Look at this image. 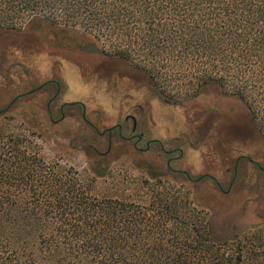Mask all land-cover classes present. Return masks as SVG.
Returning a JSON list of instances; mask_svg holds the SVG:
<instances>
[{"label":"trees","instance_id":"1","mask_svg":"<svg viewBox=\"0 0 264 264\" xmlns=\"http://www.w3.org/2000/svg\"><path fill=\"white\" fill-rule=\"evenodd\" d=\"M0 14L26 21L24 30L0 22V35L19 48L124 61L165 105L186 107L204 93L236 98L264 140V0H0ZM36 31L41 44L27 39ZM162 80L191 87L188 98L168 94ZM27 108L30 128L49 140L58 121L48 107ZM84 139V178L18 140L0 152V264H264V235L255 238L259 251L242 246L249 232L264 230V218L219 241L208 220L193 219L205 208L196 198L183 204L154 188L139 202L95 194L93 184L110 176L118 157L91 150L98 134ZM128 152L148 180L188 181L147 161L148 153Z\"/></svg>","mask_w":264,"mask_h":264},{"label":"rangeland","instance_id":"2","mask_svg":"<svg viewBox=\"0 0 264 264\" xmlns=\"http://www.w3.org/2000/svg\"><path fill=\"white\" fill-rule=\"evenodd\" d=\"M0 22L5 27L24 30L26 21L11 17L10 14L8 16L0 14ZM26 36L29 41L34 39L42 43L39 31L29 32ZM48 39L51 40L52 37L49 35ZM37 48L32 46L19 48L9 34L0 35V111L18 95L55 78L65 89L49 107L51 120L58 121L59 127L52 130V134L51 132L45 134L49 140L40 138L37 131L30 128L33 123L28 122L22 113L30 110L27 108L29 104L44 110L53 97L54 86L32 96L21 97L8 111L0 115V152L4 151L11 141L18 140L21 147H26L29 153L37 152L47 162H56L63 169L71 167L81 177H87L86 159L82 152L84 145H87L84 138L94 137L97 133L85 123L80 106L69 105L62 110L60 107L65 103L81 102L86 107V121L95 125L101 132L117 121L119 112L116 109L121 105L124 109L122 114L133 115L139 120L138 134L143 132L147 139H158L167 149L179 147L183 150V156L174 166L176 169L186 172L192 180L204 174L209 177L195 182H175L169 176L160 182L148 180L145 173L133 166L131 154H127L131 149V143H128L130 146H126L117 138L116 132L106 133L98 135L101 139L89 144L92 146L91 150L108 151L112 157L118 158L110 167V176L93 184L95 194L139 202L140 197L150 193L154 188L161 193L174 195L176 201L183 204L196 198L205 208L194 209L193 219L208 220L210 232L219 241L234 238L264 218V173L241 161L234 177L232 168L236 155L233 152L226 153L229 147L227 142L220 140L202 143L201 134L196 133L192 136L189 134L190 127L200 128L208 121V118L192 121V113L205 117L207 114L205 111L210 110L208 104L216 109L232 106L239 109L241 116L244 115L251 121L256 131L254 137L256 144L243 134L240 144L237 142L231 144L233 150L237 148L240 152L249 150L257 158H264V150L259 148L260 146L264 148V140L240 100L224 95H204L194 101L193 111L187 116L186 107L165 105L149 90L145 77L132 72V69L130 71L124 61L83 52L81 54L51 49L46 52V46L41 45ZM107 50H110L109 47ZM96 78L98 81L94 86ZM161 83L167 88L168 94L177 95L183 100L187 99L191 92L187 93L191 87L183 86L181 90L176 88L180 83L174 81L162 80ZM112 103L115 106L113 108L110 106ZM97 105L102 110H97ZM42 122L43 120L37 123ZM217 123L218 135L226 137L222 132V122ZM130 129H126L125 136L131 135ZM138 146L144 148L145 141ZM172 156L176 157L178 153H173ZM146 158L150 162L157 159L160 165L166 167L167 156L161 154L158 145L152 146ZM232 180L229 193L222 194L216 183L225 192ZM262 235L264 230L249 232L242 238V246L259 251L256 249L258 243L255 238ZM221 249L223 251L225 248ZM236 249L237 245H234L227 251L235 254Z\"/></svg>","mask_w":264,"mask_h":264},{"label":"flooded vegetation","instance_id":"3","mask_svg":"<svg viewBox=\"0 0 264 264\" xmlns=\"http://www.w3.org/2000/svg\"><path fill=\"white\" fill-rule=\"evenodd\" d=\"M98 58V57H97ZM96 58V59H97ZM98 79L96 78L94 80V86L97 84ZM55 87V90L53 92V97L48 101L47 103V107L49 108L51 103L60 95H62V93H64V88H62V85L59 81H57V79H49L45 82H43L41 85H39L37 88L32 89L28 92L22 93L20 95H18L17 100L20 97L26 96V95H31V94H35L38 92H41L43 90H45L48 87ZM213 94L215 96H218L219 94L217 93H204L203 95H200L199 97L194 98L191 104H188L186 106V112H187V116H190V113L193 111V107L195 105L196 100H198V98H202V96L204 95H210ZM220 96V95H219ZM14 98V99H15ZM233 98V97H231ZM13 99V100H14ZM16 100V101H17ZM15 101V102H16ZM12 102V101H11ZM10 102V103H11ZM15 102L6 110L8 111L14 104ZM9 103V104H10ZM190 103V102H189ZM8 104V105H9ZM7 105V107H8ZM69 105H76V106H80L82 108V111L84 109V111H86V107L85 105H83L81 102H74V103H65L63 105H61L60 110H62L63 107L69 106ZM112 108L115 107L114 103H112L110 105ZM208 107H210L208 111H205L206 116L204 117L203 115H198V114H194L192 113V121L193 119H195L196 121L199 120V118H208L207 123H203L200 128L198 127H190L189 130V134H196L199 133L201 134V139L200 141L202 143H208L209 141H216L219 142L220 140H224L223 142H227L229 144V147L226 149V153H230L233 152L236 155L235 158V163L234 166L232 168V172H233V176L235 177L236 173H237V168L238 165L241 161H245L247 162L249 165L254 166L259 172L264 173V158H257L255 155H253L251 153V151L249 150H245V151H241L240 149H235L233 150L232 145L233 143L237 142L238 144L241 143V136L247 135L249 139H251V142H255L254 137L256 134V131L251 123V121L249 119H246L244 115L243 119H241V113L239 112V109H236L235 107L232 106H227L226 108H222V109H216L213 106L208 104ZM97 110H102V108L100 106L97 105ZM119 112V117L117 119V121L111 125V127L103 130L105 131L104 134L108 133V134H113L114 132L117 133V138L120 141L126 142V143H131V148L133 151L145 154V153H149L152 149L153 145H158V148L161 152V154L163 156H167V161H166V167L167 169L172 172V173H181L183 175H186L188 181L190 182H195L198 181L200 179H205L208 178L209 176L204 174L201 177L192 180L190 178V176L184 172L181 171L179 169H176L174 166H176V162L181 159V157L183 156V150L179 147H174L172 149H167L164 144H162L161 141H159L158 139H147V137L145 136V134L143 132H140L139 134L137 133V128L140 126V122L137 119V117L133 116V115H124L122 114V112L124 111V109L121 107V105L117 106L116 109ZM194 114V115H193ZM220 120V121H219ZM85 121V120H84ZM86 123H88V125L100 136L104 135V134H99L102 133L103 131H99L98 128H96L95 125L89 123L88 121H85ZM217 122H222L221 124V128L222 132H224L226 137H220L218 134V123ZM131 128L130 129V136H125L126 135V129ZM124 129V132H123ZM110 130V131H109ZM225 138V139H224ZM262 138V137H261ZM263 139V138H262ZM143 141H145V146L144 148L139 147L138 145L141 144ZM245 143V142H242ZM259 148H261L262 150H264V148L262 146H260ZM236 151V152H235ZM173 153H178V156L173 157L172 154ZM214 180V179H212ZM234 180V179H233ZM233 180L230 182L227 191H223L222 188L220 187L219 184L216 183L218 190L222 193V194H228L230 189H231V185L233 183Z\"/></svg>","mask_w":264,"mask_h":264},{"label":"water","instance_id":"4","mask_svg":"<svg viewBox=\"0 0 264 264\" xmlns=\"http://www.w3.org/2000/svg\"><path fill=\"white\" fill-rule=\"evenodd\" d=\"M17 100V98H15L14 100H12V102L8 105V107H6L5 109H3V110H1L0 111V115L1 114H3V113H5L6 112V110L15 102ZM83 119L86 121V118H85V111H84V109H83ZM110 131V130H109ZM105 133V131H103L102 133H99V134H104Z\"/></svg>","mask_w":264,"mask_h":264}]
</instances>
